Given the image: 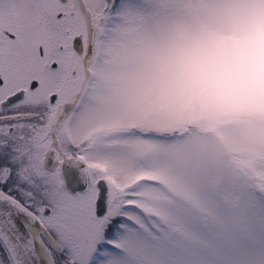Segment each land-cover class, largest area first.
<instances>
[{
	"label": "snow or ice",
	"instance_id": "1",
	"mask_svg": "<svg viewBox=\"0 0 264 264\" xmlns=\"http://www.w3.org/2000/svg\"><path fill=\"white\" fill-rule=\"evenodd\" d=\"M218 0H0V264H264V154L205 131Z\"/></svg>",
	"mask_w": 264,
	"mask_h": 264
},
{
	"label": "clouds",
	"instance_id": "2",
	"mask_svg": "<svg viewBox=\"0 0 264 264\" xmlns=\"http://www.w3.org/2000/svg\"><path fill=\"white\" fill-rule=\"evenodd\" d=\"M225 18L240 15L246 27L232 40L208 32L201 47L211 82L224 98L230 115L264 146V0H218L216 10ZM238 47L241 59L232 52ZM219 49L221 55L215 53Z\"/></svg>",
	"mask_w": 264,
	"mask_h": 264
},
{
	"label": "rangeland",
	"instance_id": "3",
	"mask_svg": "<svg viewBox=\"0 0 264 264\" xmlns=\"http://www.w3.org/2000/svg\"><path fill=\"white\" fill-rule=\"evenodd\" d=\"M219 12V9L214 12L208 32H215L218 36L229 40L243 32L246 22L240 15L230 12L225 18ZM232 52L239 62L241 59L239 48L233 47ZM215 55H221L219 49ZM198 56L202 72L198 103L203 114L205 131L212 145L222 155L257 152L264 154V146H261L256 138L245 130L239 119L229 114L226 101L217 93L216 86L211 82L209 65L202 50ZM228 118L236 120L224 126H215L219 124V121L224 122Z\"/></svg>",
	"mask_w": 264,
	"mask_h": 264
},
{
	"label": "trees",
	"instance_id": "4",
	"mask_svg": "<svg viewBox=\"0 0 264 264\" xmlns=\"http://www.w3.org/2000/svg\"><path fill=\"white\" fill-rule=\"evenodd\" d=\"M236 119H233V118H228L227 120H225L224 122L223 121H219L217 125L215 126H224L225 124H228L230 122H234Z\"/></svg>",
	"mask_w": 264,
	"mask_h": 264
}]
</instances>
